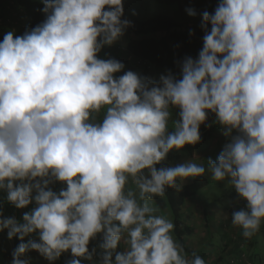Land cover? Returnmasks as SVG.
<instances>
[{"label": "clouds", "instance_id": "1", "mask_svg": "<svg viewBox=\"0 0 264 264\" xmlns=\"http://www.w3.org/2000/svg\"><path fill=\"white\" fill-rule=\"evenodd\" d=\"M42 3L41 23L0 41V192L16 209L34 205L20 219L5 217L0 205V232L20 241L10 264H29L33 250L49 264L65 253V264H206L185 253L174 223L150 203L206 171L244 202L231 224L245 238L258 233L264 0H219L204 11L197 57L176 60L179 72L158 81L132 70L116 75L124 63L99 57L132 24L122 19L123 0ZM213 124L226 142L207 168L164 164L173 150L201 141V125Z\"/></svg>", "mask_w": 264, "mask_h": 264}, {"label": "rangeland", "instance_id": "2", "mask_svg": "<svg viewBox=\"0 0 264 264\" xmlns=\"http://www.w3.org/2000/svg\"><path fill=\"white\" fill-rule=\"evenodd\" d=\"M187 2L188 0H181L180 5H164L155 0H123L124 16L122 19L133 22L135 19L166 14L192 24L186 11ZM199 28L200 31L203 30L201 27ZM131 38L137 39L140 36L129 35L124 31V34L116 43L102 49L99 57L104 59L114 57L124 63V59L116 56L118 51L115 50L114 46H125ZM110 48L114 49L110 50ZM128 57L127 62L135 68L138 67L140 74H144L153 80L158 81L162 74L167 73L153 67L151 63L146 64V66L142 65L143 63L139 62L134 55ZM124 65L123 71H128V64L124 63ZM173 119H175V116ZM210 135L208 142L201 140L194 146L186 145L184 149L180 150L179 152L183 156L180 162L191 160L197 164H203L207 168L208 158L216 160L226 142V138L222 135L220 127L215 124L211 126ZM204 175L209 178L210 183L204 186L195 198H188L184 205V221L195 227L193 234L186 235L188 245L204 254L206 264H232V261L236 262V259H239L236 264L245 262L264 264V222H262L258 233L250 239L245 238L242 235V230L231 224L232 211L239 210L244 206V202H236L237 194L235 190L226 186L225 182L213 181L211 174L207 171ZM189 181H191V178H188L183 184ZM62 186L57 182L52 187L53 190L59 191ZM4 195L3 192H0V205L3 207V214L6 215L12 209L16 210V208L3 202ZM150 203L158 209V215H162L173 222V216L165 196H156ZM28 207L31 208L32 206L29 205ZM225 214L228 215L227 219ZM172 234L176 240L174 232ZM240 254V258L244 257L243 261L238 257Z\"/></svg>", "mask_w": 264, "mask_h": 264}, {"label": "trees", "instance_id": "3", "mask_svg": "<svg viewBox=\"0 0 264 264\" xmlns=\"http://www.w3.org/2000/svg\"><path fill=\"white\" fill-rule=\"evenodd\" d=\"M10 0H6L9 3ZM14 9L18 12L19 18L17 25L22 23L24 19L25 30L35 27L45 19V14L41 11L43 8L42 0H13ZM164 5H180L181 0H155ZM219 0H188L187 9L195 10L196 15H189L190 22H183L171 15L159 14L144 19H135L131 26L125 29V32L140 36V38H131L127 45L119 47L114 46L118 51L117 57L124 59V63L128 64V70L138 72V67H134L127 58L129 55H134L140 60L142 65L151 63L157 69L166 71L171 69L173 73H178L179 69L175 61L182 59L186 55L197 57L198 52L203 46L204 31H200L202 21V13L204 11L214 12ZM121 46V47H120ZM105 48V47H104ZM110 48V50L114 49ZM140 74V73H139ZM144 75V74H141ZM214 119L212 115L209 116V123ZM201 140L208 142L211 127L201 125ZM189 146V145H188ZM191 146V145H190ZM182 154L173 150L169 153L167 160L164 162L166 166H172L179 163L182 159ZM210 183L206 175L201 177L191 178L189 183L183 184L180 190L168 188L166 190V200L170 207L174 227V234L176 241L184 246L185 253L191 257L195 252L197 255L205 259L204 254L197 249L191 248L186 239V235L193 234L195 227L187 224L184 221V205L188 198H195L199 191ZM18 219L22 217H17ZM26 239V238H25ZM20 241L13 238L14 248ZM241 257V254L238 256ZM244 260L243 258H240ZM249 260V259H248ZM239 259H236V263ZM246 261V260H245ZM256 261V260H255ZM234 262L232 261V264ZM235 263V264H236ZM242 263V264H246Z\"/></svg>", "mask_w": 264, "mask_h": 264}, {"label": "crops", "instance_id": "4", "mask_svg": "<svg viewBox=\"0 0 264 264\" xmlns=\"http://www.w3.org/2000/svg\"><path fill=\"white\" fill-rule=\"evenodd\" d=\"M9 16H10V10L9 8H7L6 0H0V41L3 40L4 34H6L8 31H13L15 35H22L26 31L24 19H22V23H19L17 25L10 22V19L8 18ZM152 66L155 67L154 65ZM123 72L124 71L122 70V72L117 73L116 75H122ZM30 206L33 207V205ZM29 209H30L29 207L25 209H16V210L12 209L9 214H6L4 216L22 217L23 213L25 211H28ZM29 238L32 237H26L25 242H27ZM96 244H98V240L92 241L89 246L90 249L93 245ZM121 247H123V245H121ZM13 249H14L13 239L12 240L7 239L6 230L4 232H0V264H10V261L12 259L11 253ZM24 258L29 260V264H49V262L45 260L43 257H41L40 254L35 250L27 253ZM69 258H70L69 253H65L61 256L59 260L55 261L54 264H65V261ZM83 264H89V262L84 261Z\"/></svg>", "mask_w": 264, "mask_h": 264}, {"label": "built area", "instance_id": "5", "mask_svg": "<svg viewBox=\"0 0 264 264\" xmlns=\"http://www.w3.org/2000/svg\"><path fill=\"white\" fill-rule=\"evenodd\" d=\"M13 3H14L13 0H10L9 3L6 2L7 8H9V10H10V16L8 18L10 19V22H12L13 24H17L18 23L17 20L19 18V14L14 9V7H12ZM139 62H140V60H139ZM240 260L243 261L242 259H240ZM234 263H236V262H234ZM246 264H252V263L251 262H247Z\"/></svg>", "mask_w": 264, "mask_h": 264}]
</instances>
